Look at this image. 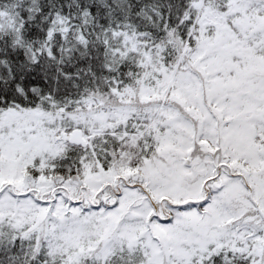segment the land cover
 <instances>
[{"label": "snow or ice", "instance_id": "obj_1", "mask_svg": "<svg viewBox=\"0 0 264 264\" xmlns=\"http://www.w3.org/2000/svg\"><path fill=\"white\" fill-rule=\"evenodd\" d=\"M0 264H264V0H0Z\"/></svg>", "mask_w": 264, "mask_h": 264}]
</instances>
